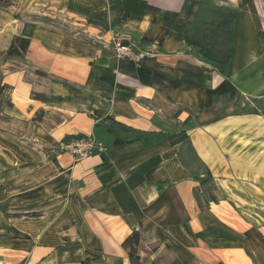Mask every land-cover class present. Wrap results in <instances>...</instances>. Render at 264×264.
I'll use <instances>...</instances> for the list:
<instances>
[{"label":"crops","instance_id":"1","mask_svg":"<svg viewBox=\"0 0 264 264\" xmlns=\"http://www.w3.org/2000/svg\"><path fill=\"white\" fill-rule=\"evenodd\" d=\"M18 3L22 24L0 9V264H264V236L226 202L198 209L206 176L179 158L188 142L212 174L215 134L264 126V0ZM40 8L98 33L39 22ZM211 9L237 12L228 78L185 39ZM16 36L25 58L1 61ZM113 39L150 55L118 59ZM90 138L104 150H62Z\"/></svg>","mask_w":264,"mask_h":264},{"label":"rangeland","instance_id":"2","mask_svg":"<svg viewBox=\"0 0 264 264\" xmlns=\"http://www.w3.org/2000/svg\"><path fill=\"white\" fill-rule=\"evenodd\" d=\"M11 4L9 8L2 10H13L14 15H18V23L22 24L25 17L16 10L19 7L18 0H11ZM40 9L35 14L39 22L65 25L68 28L73 25L77 29L98 33L81 17L68 13L59 15L57 11L52 10L53 13ZM79 23L84 25L79 26ZM3 60L5 55L1 57V61ZM226 132L221 138L218 133L215 134L217 138L206 145L209 153L207 159L210 160L213 175V181L206 188L213 191L218 203L226 202L237 217H242L249 223V230L264 236V126L255 120H248L231 125ZM205 180L206 177H203L202 181ZM198 192L203 196L202 190L198 189ZM210 206L211 204L208 206L201 200L198 209L208 211ZM226 228V243H233L235 232L228 226Z\"/></svg>","mask_w":264,"mask_h":264},{"label":"trees","instance_id":"3","mask_svg":"<svg viewBox=\"0 0 264 264\" xmlns=\"http://www.w3.org/2000/svg\"><path fill=\"white\" fill-rule=\"evenodd\" d=\"M11 0H0V8L6 9L11 6ZM214 10L215 17L206 22L197 21L193 24L188 34L185 36L187 43L197 49L200 57L211 64L214 69L223 77L228 78L231 69V62L235 52L234 24L237 17L236 11ZM260 38L264 46V31L260 33ZM30 40L21 36H16L10 48L5 53V60L24 59L29 50ZM5 86L0 78V96L3 94ZM216 102L220 99L215 98ZM227 107V106H225ZM257 108L264 110V100L257 103ZM251 110L250 108L246 109ZM137 139L128 137L125 139H115L113 145L133 143ZM179 158L184 167L193 175H205L207 179L201 185L203 195L207 198V205L210 202H217L212 195V190L206 187L213 181L209 168L200 160L192 146L185 142L179 148ZM135 241L139 242L138 233L134 234Z\"/></svg>","mask_w":264,"mask_h":264},{"label":"built area","instance_id":"4","mask_svg":"<svg viewBox=\"0 0 264 264\" xmlns=\"http://www.w3.org/2000/svg\"><path fill=\"white\" fill-rule=\"evenodd\" d=\"M115 55L118 59H131L140 62L149 56L148 52H135L130 46L123 44L118 39H113ZM62 150H66L75 155L77 160L86 159L94 150L103 151L104 145L95 139H79L77 141L67 143Z\"/></svg>","mask_w":264,"mask_h":264}]
</instances>
